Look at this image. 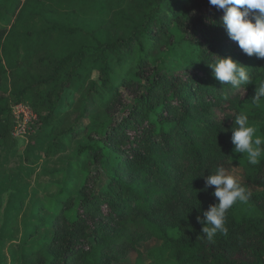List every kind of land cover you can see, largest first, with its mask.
Segmentation results:
<instances>
[{
	"label": "trees",
	"instance_id": "16d2710c",
	"mask_svg": "<svg viewBox=\"0 0 264 264\" xmlns=\"http://www.w3.org/2000/svg\"><path fill=\"white\" fill-rule=\"evenodd\" d=\"M67 11L85 12L91 20L123 18L109 43L96 40L62 59L45 52L39 62L53 60L47 75L13 90L18 104L36 88L54 84L60 99L79 81L77 100L66 114L55 112L56 101L40 122L51 128L57 151L65 141L85 138L77 151L88 160L79 197L66 202L52 241L13 264H102L103 240L121 226L144 229L163 242L150 252L154 264H264V158L245 166L247 184L261 192H251L247 204L237 203L227 212V234L218 233L210 242L197 221L218 203L215 186L206 188V177L236 165L227 136L236 116L243 112L250 122L264 119L238 108L240 97L229 95L234 88L216 80L213 69L201 73L214 56L237 61L233 49L240 48L228 36L224 10L209 0H0V13L14 18L10 28L0 27V140H8L14 130L9 99L1 95L4 76L33 65L39 52L48 51L44 34L76 33L58 19ZM32 20L49 26L23 31ZM171 23L176 32L169 31ZM183 44L192 48L194 58L172 74L165 70V58ZM88 62L98 68V79L84 71ZM258 67L252 65L251 78L263 82L264 69L260 74ZM221 103L235 112L231 124L212 113ZM147 183L166 189L145 192ZM242 205L248 209L238 216ZM129 211L143 215L144 224L128 218ZM123 239L135 244L134 237Z\"/></svg>",
	"mask_w": 264,
	"mask_h": 264
},
{
	"label": "rangeland",
	"instance_id": "374dc122",
	"mask_svg": "<svg viewBox=\"0 0 264 264\" xmlns=\"http://www.w3.org/2000/svg\"><path fill=\"white\" fill-rule=\"evenodd\" d=\"M122 18L118 16L113 19L107 16L91 20L85 16V12H59L58 19L68 28L76 29V33L73 35H68V33L64 35L44 34V45L48 51L39 52L38 58L32 62L33 65L22 66L21 71L13 72L14 75H11L12 72L9 71L3 78L1 95L9 99L14 130L8 140H0V264L20 262L23 253H32L41 243L52 241L56 232L55 223L66 202L69 204L73 198L78 199L79 188L87 177V170L84 166L88 160L79 158L77 151L78 147L86 141L85 138H72L73 141L70 144L65 141L62 148L57 151L52 146L53 138H49L51 128L45 127L40 122L41 117L48 115L50 106L56 101L55 112L59 115L66 114V111L77 100L75 90L80 82L75 83V89H67L60 99L57 97L58 89L53 91L54 84L36 88L29 93L26 100L18 104L12 97L13 90L14 88L21 89L27 83L47 75L48 67L53 60L51 58V60L40 63L39 59L47 56L45 52L54 51L58 59H62L83 47L95 45L96 40L109 43L114 36H117ZM13 22V17L4 12L0 13V27L8 29ZM48 26L47 21L32 20L25 25L23 31L42 30ZM169 27V31L176 32L172 23ZM233 52L238 62L247 61L250 76L254 73L252 65L259 66V73H262L264 59H259L255 55L249 57L240 48L233 49ZM193 58L192 48L189 45L178 46L173 49L170 56L165 58L168 61V67L165 70L172 74L181 73L183 69L191 65ZM242 65L245 66V64ZM208 69L212 68L207 65L201 73L205 74ZM84 71H87L94 80L99 77L98 68H93L90 62L86 63ZM252 80L253 83L250 85H244L234 91L229 90V95L240 97L238 108L244 112L253 117H264V106L257 107L252 103L260 80L254 78ZM212 113L215 118L226 124H231L235 117V112L228 108L227 103L216 105ZM250 123L258 128L261 136H264V119ZM232 129L227 135L230 146H234ZM232 156V162L236 165L226 172L235 176L241 185L245 184L250 193H260L261 191L246 182L245 166L249 163L244 154L235 153L232 149ZM121 172L125 177L130 175V171H126L125 167H122ZM145 186L149 188L145 192L166 189L164 186L150 185V183ZM246 208L248 209L242 205L238 216H241ZM254 210L258 213L255 206ZM133 212L127 213L128 218L135 217L136 222L144 224V219L141 217L143 215ZM109 234V238L103 240L105 245L101 250L98 263L154 264L150 252L160 249L163 245L159 238L144 229L134 231L129 226H121ZM124 237H134L135 244L127 245Z\"/></svg>",
	"mask_w": 264,
	"mask_h": 264
},
{
	"label": "clouds",
	"instance_id": "9594fccd",
	"mask_svg": "<svg viewBox=\"0 0 264 264\" xmlns=\"http://www.w3.org/2000/svg\"><path fill=\"white\" fill-rule=\"evenodd\" d=\"M210 5L224 10L223 24L228 36L249 57L256 56L264 59V0H209ZM209 66L213 69L216 80L234 89L250 85L253 80L248 67L231 57L218 56ZM228 100V96L224 97ZM264 101V82L256 87L252 103L262 107ZM232 129V144L234 152L244 154L250 165H257L264 158V136L258 133V128L250 123L245 113H240L234 120ZM203 177V176H201ZM215 186L213 196L218 203L210 205L203 216H197L202 225V234L208 241H213L218 233L227 234V212L237 203L247 204L251 193L242 186L237 178L223 167L217 168L215 174L206 177V188Z\"/></svg>",
	"mask_w": 264,
	"mask_h": 264
}]
</instances>
